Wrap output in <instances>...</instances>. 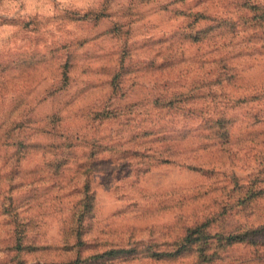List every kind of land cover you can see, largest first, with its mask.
<instances>
[{
  "label": "rangeland",
  "instance_id": "374dc122",
  "mask_svg": "<svg viewBox=\"0 0 264 264\" xmlns=\"http://www.w3.org/2000/svg\"><path fill=\"white\" fill-rule=\"evenodd\" d=\"M263 227L264 0H0V264H264Z\"/></svg>",
  "mask_w": 264,
  "mask_h": 264
},
{
  "label": "trees",
  "instance_id": "16d2710c",
  "mask_svg": "<svg viewBox=\"0 0 264 264\" xmlns=\"http://www.w3.org/2000/svg\"><path fill=\"white\" fill-rule=\"evenodd\" d=\"M263 235H264V227H263ZM187 241L189 242L190 239L187 238ZM228 241H233V243H236V244H242V243H244V238L242 236L229 235ZM124 252H126V250H116V251H113L112 253L118 254V253H124Z\"/></svg>",
  "mask_w": 264,
  "mask_h": 264
}]
</instances>
